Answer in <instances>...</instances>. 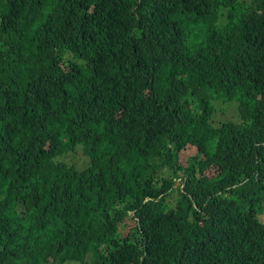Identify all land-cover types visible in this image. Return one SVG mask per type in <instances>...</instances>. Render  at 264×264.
I'll use <instances>...</instances> for the list:
<instances>
[{"label":"trees","instance_id":"obj_1","mask_svg":"<svg viewBox=\"0 0 264 264\" xmlns=\"http://www.w3.org/2000/svg\"><path fill=\"white\" fill-rule=\"evenodd\" d=\"M263 216L264 0H0V264H264Z\"/></svg>","mask_w":264,"mask_h":264},{"label":"clouds","instance_id":"obj_2","mask_svg":"<svg viewBox=\"0 0 264 264\" xmlns=\"http://www.w3.org/2000/svg\"><path fill=\"white\" fill-rule=\"evenodd\" d=\"M218 205H219V204H218ZM218 205H217V206H218ZM215 215H225V210H220V211L216 212ZM261 218H262V217H261ZM262 220H264V216H263ZM246 262H247V259H242V260L238 259V260L235 262V264H246Z\"/></svg>","mask_w":264,"mask_h":264},{"label":"rangeland","instance_id":"obj_3","mask_svg":"<svg viewBox=\"0 0 264 264\" xmlns=\"http://www.w3.org/2000/svg\"><path fill=\"white\" fill-rule=\"evenodd\" d=\"M93 260L91 259V257H89L88 259H87V262L89 263V262H92ZM95 263V262H94ZM63 264H80L78 261H75V260H70V261H66V262H64Z\"/></svg>","mask_w":264,"mask_h":264}]
</instances>
